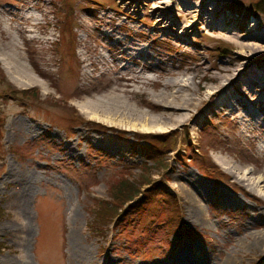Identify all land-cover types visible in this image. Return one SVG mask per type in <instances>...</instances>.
<instances>
[{
    "label": "rangeland",
    "instance_id": "rangeland-1",
    "mask_svg": "<svg viewBox=\"0 0 264 264\" xmlns=\"http://www.w3.org/2000/svg\"><path fill=\"white\" fill-rule=\"evenodd\" d=\"M216 1L201 16L224 28L161 20L143 0H0V88L38 94L0 100V264H264V87L243 73L242 93L215 96L246 25L264 33V21L256 0ZM244 58L264 77V53ZM178 79L179 115L160 96ZM170 132L158 190L93 234L89 212L118 170L151 165Z\"/></svg>",
    "mask_w": 264,
    "mask_h": 264
},
{
    "label": "trees",
    "instance_id": "trees-1",
    "mask_svg": "<svg viewBox=\"0 0 264 264\" xmlns=\"http://www.w3.org/2000/svg\"><path fill=\"white\" fill-rule=\"evenodd\" d=\"M251 8L255 12L260 13L264 21V0H256L251 5ZM3 81H4L3 77L2 75H0V83H2ZM2 86L3 87L0 88L1 101H5L7 99L17 100V101H27V100H37L38 98L37 91L33 88L24 89V90H15L6 82H4ZM72 113L74 115L76 114L75 112ZM77 122L86 126L93 125L103 128L102 126H99L95 123L91 124V123L83 122V120L81 119H78ZM0 129H1V124H0ZM176 135L177 132H172V133L170 132L163 135V139H165V141L162 143L161 146L162 148L160 147L159 150L152 153L153 155L150 158V161L152 162L151 165L142 164L138 167L139 168L138 174H135L133 176L129 175L128 174L129 171L123 170V169H127L126 167L118 170V172L121 171L119 174L121 173L122 174L117 179L112 181L111 184L109 185L107 191V196L109 199L95 202V204L93 205L94 209L91 208L89 212L91 216V224L89 225L90 228L89 230L93 234L102 235L103 229H105L106 226H112L115 224H117L115 226H119L122 225V223L126 225L129 221V218L126 217L124 219V217L129 216V214L125 213L124 206L127 205L129 202L131 203V201L134 200L135 198L144 196V193L149 195L155 192L156 190H158V186H160V184H162L163 182L162 181L154 182V180L151 178V172L153 173L154 171L159 173L167 167L166 154L169 150H174V148L176 147L177 145ZM194 153H197L195 154L196 156L200 155L198 154L199 152L197 149L194 150ZM206 171L207 173L205 176L209 179L212 178L215 180H219L220 179L219 177L222 175L219 172L216 173L215 171L209 169L208 167ZM0 215H1V211H0ZM1 247H3V245L0 243V249Z\"/></svg>",
    "mask_w": 264,
    "mask_h": 264
},
{
    "label": "bare ground",
    "instance_id": "bare-ground-1",
    "mask_svg": "<svg viewBox=\"0 0 264 264\" xmlns=\"http://www.w3.org/2000/svg\"><path fill=\"white\" fill-rule=\"evenodd\" d=\"M137 2L141 1V0H136ZM144 1V5L147 6V5H152L154 4L151 9H152V12L155 13V15H158V17L162 19H164L165 17H167V15H174L175 17H181L183 18L184 16L187 17V18H190V19H195V22H200L202 23L204 26L206 25H210L211 23V26L213 28H215L216 26H220V28H224L220 22H213V20L211 19L210 15H207L203 14V16H201V8L203 10V7H204V3L210 5L216 3L217 1L216 0H202V3L200 4V6H195L194 4H190V5H181L179 4V0H143ZM133 2V1H132ZM136 2V3H137ZM181 3V2H180ZM130 7V6H129ZM183 8H187L186 10L183 9ZM217 14V13H216ZM210 18V20L208 21V24L207 21L205 22V19L206 18ZM168 18V17H167ZM160 20V21H161ZM219 21V20H218ZM157 23V22H156ZM160 28V27H159ZM246 29H248V31H250L251 33L248 34V36H246V38H250L248 39V41L244 42L243 40L241 42H238L237 40V47H238V55L235 57L237 59V62L235 63V65L233 67H231L230 69H224V68H219L220 71H226L228 72V74L226 73V75H228V77L226 79H224V81L219 84V88L215 94L216 97H218V95L223 91L222 88H224L225 86H228V85H234L236 86V90L237 92L240 94L242 93V87H243V81L245 79H243V81L241 80H238L239 77H242L243 73L245 75V77H248L250 78L251 81H259L260 84H262V86L264 87V77H260L259 75L257 74H252L251 72V68H250V61H248L247 59H245L244 57H251V58H255L257 57L259 54H262L264 53V47H260L259 45L260 44H263L264 45V33H260V32H257L255 30V27L251 26L250 23L248 25H246ZM224 30V29H223ZM220 31V30H219ZM229 31V30H228ZM231 31V30H230ZM216 32V31H215ZM239 32V31H238ZM219 33V32H217ZM216 33V34H217ZM221 34V33H220ZM223 34H226L225 32ZM229 34H232L231 32ZM235 34V32H234ZM218 35V34H217ZM222 35V34H221ZM233 35H230L228 36L229 38H232ZM236 36V35H235ZM234 36V37H235ZM221 37V36H220ZM243 37L240 35V38ZM237 38V37H235ZM231 41V40H230ZM255 42V43H254ZM259 44V45H258ZM262 46V45H261ZM10 61H12V64L15 63L16 59L14 58L13 54L12 56L10 57ZM227 68V67H226ZM247 71V72H245ZM251 71V72H250ZM24 74L26 75L25 77L28 78L30 80V75L28 73H26V71H24ZM183 73H181L178 77L182 76ZM184 76V75H183ZM184 78V77H183ZM182 80V79H181ZM249 80V81H250ZM179 82V79L176 80V82L174 83H169V84H165L163 85L164 88H169L171 90L170 93H168L167 95H163L160 93V96L161 98H169L167 99V103L166 105L164 104V106H168L167 108H172V110L176 111V114L179 115L180 111H178L179 109H181L180 105H184L186 103V97L181 93V91H178L180 88H183L182 85H180L178 82ZM247 81V80H246ZM181 82V81H180ZM171 84V85H170ZM245 85V84H244ZM185 86V85H184ZM226 89V88H225ZM187 90V89H186ZM246 90V89H245ZM167 93V92H166ZM180 94V95H179ZM189 97V96H188ZM227 98V96L225 95V99ZM189 102V101H188ZM171 104H174L176 107L172 106ZM225 106L226 107H230L229 103L228 102H224ZM171 105V106H170ZM185 107V106H184ZM166 109V108H165ZM184 110V109H183ZM181 115V114H180ZM184 117V116H183ZM194 207V206H193ZM194 209V208H192ZM194 211V210H193ZM191 215L192 216H195L197 217V215L195 213H192L191 211ZM22 222H20V226H22ZM23 229V228H22ZM81 252L79 254L82 255V257H84V252L83 251H80ZM77 254V253H76ZM185 255L183 253H179V256L178 258L175 260V264H206V261H199V262H193L191 260H189L188 258H185L184 257ZM230 263V262H229ZM228 263V264H229ZM227 264V262L225 263Z\"/></svg>",
    "mask_w": 264,
    "mask_h": 264
}]
</instances>
